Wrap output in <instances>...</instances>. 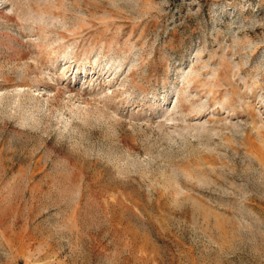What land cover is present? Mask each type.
<instances>
[{
  "label": "rangeland",
  "instance_id": "rangeland-1",
  "mask_svg": "<svg viewBox=\"0 0 264 264\" xmlns=\"http://www.w3.org/2000/svg\"><path fill=\"white\" fill-rule=\"evenodd\" d=\"M0 264H264V0H0Z\"/></svg>",
  "mask_w": 264,
  "mask_h": 264
}]
</instances>
